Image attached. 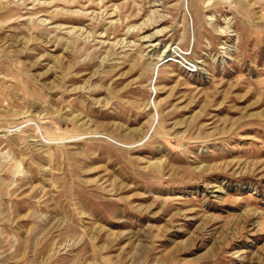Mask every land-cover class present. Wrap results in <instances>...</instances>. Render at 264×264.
Segmentation results:
<instances>
[{
  "label": "rangeland",
  "instance_id": "obj_1",
  "mask_svg": "<svg viewBox=\"0 0 264 264\" xmlns=\"http://www.w3.org/2000/svg\"><path fill=\"white\" fill-rule=\"evenodd\" d=\"M0 264H264V0H0Z\"/></svg>",
  "mask_w": 264,
  "mask_h": 264
},
{
  "label": "bare ground",
  "instance_id": "obj_2",
  "mask_svg": "<svg viewBox=\"0 0 264 264\" xmlns=\"http://www.w3.org/2000/svg\"><path fill=\"white\" fill-rule=\"evenodd\" d=\"M154 46V45H153ZM159 62H162V60H160ZM161 64V63H160ZM157 67V66H156Z\"/></svg>",
  "mask_w": 264,
  "mask_h": 264
}]
</instances>
